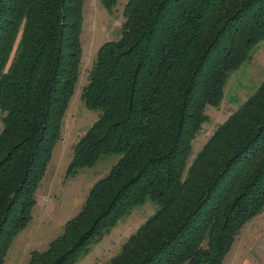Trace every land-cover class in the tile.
<instances>
[{
  "label": "trees",
  "instance_id": "1",
  "mask_svg": "<svg viewBox=\"0 0 264 264\" xmlns=\"http://www.w3.org/2000/svg\"><path fill=\"white\" fill-rule=\"evenodd\" d=\"M109 11L118 0H99ZM84 0H0V264L27 227L73 96ZM82 98L99 112L66 174L117 155L27 264H75L133 209L154 213L105 264H222L264 211V78L190 162L229 77L264 41V0H127Z\"/></svg>",
  "mask_w": 264,
  "mask_h": 264
},
{
  "label": "rangeland",
  "instance_id": "2",
  "mask_svg": "<svg viewBox=\"0 0 264 264\" xmlns=\"http://www.w3.org/2000/svg\"><path fill=\"white\" fill-rule=\"evenodd\" d=\"M126 1L118 0L109 11L99 0H84L79 75L62 122L61 136L37 188L31 220L12 240L3 264H27L32 251H44L51 241L60 236L65 222L79 213L92 185L104 178L119 158L114 154L102 156L91 168L66 174L74 145L98 118L99 112L85 107L82 92L100 46L119 38ZM263 78L264 41L257 46L252 60L229 77L220 106L207 107L208 121L193 141L190 162L217 126L258 88ZM154 210L150 202L133 209L100 242L93 243L88 253L75 264H105L110 261ZM222 264H264V211L241 230Z\"/></svg>",
  "mask_w": 264,
  "mask_h": 264
}]
</instances>
